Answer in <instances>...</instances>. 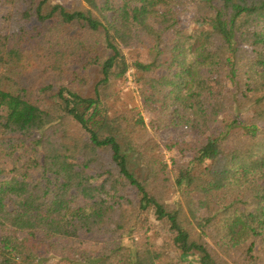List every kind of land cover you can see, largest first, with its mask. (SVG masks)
Wrapping results in <instances>:
<instances>
[{
  "label": "trees",
  "instance_id": "trees-1",
  "mask_svg": "<svg viewBox=\"0 0 264 264\" xmlns=\"http://www.w3.org/2000/svg\"><path fill=\"white\" fill-rule=\"evenodd\" d=\"M0 264H264V0H0Z\"/></svg>",
  "mask_w": 264,
  "mask_h": 264
},
{
  "label": "rangeland",
  "instance_id": "rangeland-1",
  "mask_svg": "<svg viewBox=\"0 0 264 264\" xmlns=\"http://www.w3.org/2000/svg\"><path fill=\"white\" fill-rule=\"evenodd\" d=\"M129 81H131V76L129 75L128 77V88L127 89H130L132 90L133 89V85H132V82L130 83ZM123 97V95H122ZM123 100H127L128 101V96L126 95L125 97L121 98L120 100L116 101V102H113V106L114 108H120L121 106H123L124 103H126L125 101ZM178 132H176L174 135H177L181 130H177ZM165 136H171L170 132L167 131L164 133Z\"/></svg>",
  "mask_w": 264,
  "mask_h": 264
}]
</instances>
